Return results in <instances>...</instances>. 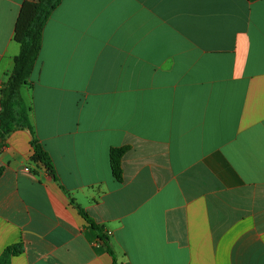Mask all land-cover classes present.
Masks as SVG:
<instances>
[{"label": "crops", "instance_id": "obj_1", "mask_svg": "<svg viewBox=\"0 0 264 264\" xmlns=\"http://www.w3.org/2000/svg\"><path fill=\"white\" fill-rule=\"evenodd\" d=\"M39 1L0 0V89ZM22 96L56 179L7 137L10 264H264V0H63Z\"/></svg>", "mask_w": 264, "mask_h": 264}, {"label": "trees", "instance_id": "obj_2", "mask_svg": "<svg viewBox=\"0 0 264 264\" xmlns=\"http://www.w3.org/2000/svg\"><path fill=\"white\" fill-rule=\"evenodd\" d=\"M63 0H40L39 2H25L22 6L16 28L15 42L20 45V53L15 60V66L9 74L8 81L0 89V151L5 146L7 137L16 130H28L33 136V160L42 163L48 172L56 179L55 167L49 153L35 137L34 126L31 121V108L22 96V89L29 84L35 69L43 44L45 25ZM123 151L114 150L112 153L113 171L120 178V161ZM2 170H0V175ZM80 215L98 233L101 239L107 240L103 228L83 210L77 206ZM109 248L114 264L116 255ZM19 253L18 248H9L0 257V264H10L12 256Z\"/></svg>", "mask_w": 264, "mask_h": 264}, {"label": "rangeland", "instance_id": "obj_3", "mask_svg": "<svg viewBox=\"0 0 264 264\" xmlns=\"http://www.w3.org/2000/svg\"><path fill=\"white\" fill-rule=\"evenodd\" d=\"M27 105H28V103H27ZM29 106V105H28Z\"/></svg>", "mask_w": 264, "mask_h": 264}]
</instances>
